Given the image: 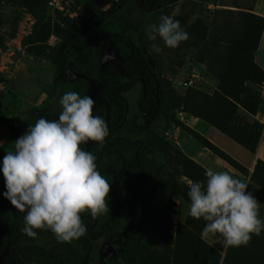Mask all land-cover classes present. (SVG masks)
Wrapping results in <instances>:
<instances>
[{"label":"rangeland","instance_id":"obj_1","mask_svg":"<svg viewBox=\"0 0 264 264\" xmlns=\"http://www.w3.org/2000/svg\"><path fill=\"white\" fill-rule=\"evenodd\" d=\"M256 1L264 12V0H156L144 10L136 0H126L112 10L108 0H73L63 9H51L47 0H0V146L14 124L25 132L41 115L55 119L59 98L66 91L91 96L93 114L101 115L106 125L116 119L120 108L109 101L108 86L128 80L122 62L129 48L117 40L90 36L101 51L103 81L82 75L72 66L61 68L57 57L68 48L75 26L101 12L105 13L99 24L102 30L125 35L140 48L162 85L163 108L177 119L159 116L150 126L156 136L149 142L140 176L133 182L136 205L132 208L122 201L128 243L123 244L119 232L91 239L86 264H264V231L253 235L247 245L227 250L218 234L201 238L205 222L187 214V191L190 182L205 180L207 169L181 150L186 138L204 150L210 166L219 157L229 174L248 183L246 192L260 203L259 217L264 220V160L258 158L251 168L244 167L215 145L214 149L207 147L208 140L187 121L196 117L216 127L205 120L213 118L226 124L228 136L255 150L262 126L253 115L264 104V49L255 50L264 17L252 11ZM216 3L242 9L220 10ZM161 15L178 20L188 34L176 48L164 47L159 38L149 39L150 26ZM154 44L161 48L159 53L153 51ZM193 72L198 77L192 87H186L183 81ZM138 94L133 88L124 93L130 115L138 111ZM153 116L154 112H147L138 123ZM123 134L129 135L126 130ZM82 147L93 153L100 145L89 142ZM8 150L12 148L0 147V158ZM103 160L107 166L101 175L110 191L121 164L113 155ZM4 191L0 186V193ZM111 198L108 192L106 200ZM11 209L22 221L23 213L0 195V236ZM81 216L85 235L93 219L98 226L106 217L105 213L92 217L88 211ZM31 243L49 250L57 247L47 230H37L35 238L20 231L4 253L11 255L16 246ZM23 259L40 264L37 258Z\"/></svg>","mask_w":264,"mask_h":264},{"label":"clouds","instance_id":"obj_2","mask_svg":"<svg viewBox=\"0 0 264 264\" xmlns=\"http://www.w3.org/2000/svg\"><path fill=\"white\" fill-rule=\"evenodd\" d=\"M149 39L159 38L164 47L176 48L188 34L178 20L161 15L150 26ZM154 52L161 48L153 45ZM95 101L87 94L66 91L59 98L55 119L41 115L30 123L0 158L5 191L0 193L23 213L21 231L30 238L37 230L49 231L57 242L69 243L85 235L81 213L92 217L109 211V182L97 170L96 156L82 145L103 144L108 127L93 114ZM248 183L227 171L205 172L203 182H190L187 214L205 223L201 238L219 235L222 248L247 245L264 231L259 204Z\"/></svg>","mask_w":264,"mask_h":264},{"label":"trees","instance_id":"obj_3","mask_svg":"<svg viewBox=\"0 0 264 264\" xmlns=\"http://www.w3.org/2000/svg\"><path fill=\"white\" fill-rule=\"evenodd\" d=\"M108 1L112 10L121 6L126 0ZM136 1L139 3L140 8L144 10L152 3H155L156 0ZM104 16L105 13L101 12L78 23L74 28L73 38L68 43V48L61 51L57 57L58 61L61 62V68L72 66L82 75L103 81L105 77L100 62L101 51L92 42L90 36L95 35L120 41L130 50L129 55L122 62V67L127 71L128 80L123 83L111 82L108 86L109 101L116 107H119L120 112L113 122L107 124L108 135L102 146L100 145L98 150L93 152L96 156V166L100 174L107 166V162L103 160L105 157L113 155L121 164L120 171L113 176L114 189L109 191L112 198L106 200L109 211L105 212L106 217L100 225L97 226L95 219H93L86 235L69 243L56 241L57 247L55 250H49L38 244L31 243L16 246L12 254L9 255L5 254L4 250L12 244L17 234L23 228V224L12 209L8 210L7 222L0 236L2 264H31L26 263L23 258L40 259V264H86L90 258L91 239L101 235L110 236L119 232L123 244L128 243L127 224L123 223L125 215L122 201L132 208L136 205L137 194L133 182H136L140 176L144 153L148 148L149 142L156 136V133H154L150 126L154 122V118L159 116H165L169 120H175L176 118L174 116L170 117L168 112L163 108L160 101L162 85L157 73L152 70L148 61L145 60L140 48L125 35H118L102 30L99 24L104 19ZM130 88L139 91L138 111L132 115H130L129 104L124 96L125 91ZM147 112H154V116L139 124L138 121ZM199 117L203 118L204 116L199 115ZM205 120L221 131H226V134L228 133L229 129L225 127L226 124L217 122L213 118ZM123 130H126L129 135H124ZM23 133V128L16 124L12 125L0 147L12 148L14 141ZM201 140L206 142L204 138H201ZM239 143L242 144L241 142ZM206 144L207 147L215 148L211 142L207 141ZM0 186L5 190L2 175H0ZM81 219H83V216H81Z\"/></svg>","mask_w":264,"mask_h":264},{"label":"crops","instance_id":"obj_4","mask_svg":"<svg viewBox=\"0 0 264 264\" xmlns=\"http://www.w3.org/2000/svg\"><path fill=\"white\" fill-rule=\"evenodd\" d=\"M220 10L226 11H235L242 9L238 6L232 4H220L216 3L215 5ZM254 9L252 11L264 17V12L261 10V7L258 1L254 4ZM264 49V30L259 36L258 43L255 47L256 52ZM254 119L262 126L260 137L257 143V146L254 151L248 150L244 145L240 144L238 141L228 136L226 133L221 131L219 128L213 127L205 121L190 117L188 121V126L197 132L200 136L206 138L213 145H215L219 150L225 152L230 157H232L237 162L241 163L246 168H251L256 159L264 160V104L258 106L256 112L253 115ZM214 128V129H212ZM216 132V133H215ZM184 144V145H183ZM181 146V150L193 161L204 167L205 169L213 171H227L225 168V163L219 157H214L212 159L213 164L210 166L204 158L205 153L202 148L191 144L189 139H184V143ZM233 172V171H231Z\"/></svg>","mask_w":264,"mask_h":264},{"label":"built area","instance_id":"obj_5","mask_svg":"<svg viewBox=\"0 0 264 264\" xmlns=\"http://www.w3.org/2000/svg\"><path fill=\"white\" fill-rule=\"evenodd\" d=\"M73 0H47V4L51 9H63L66 6H69ZM194 77H198L197 72L191 73L187 76L183 83L186 87L192 86L193 81L195 80Z\"/></svg>","mask_w":264,"mask_h":264}]
</instances>
